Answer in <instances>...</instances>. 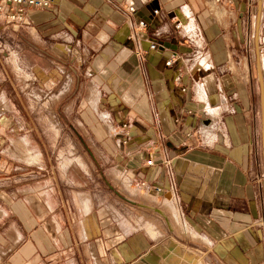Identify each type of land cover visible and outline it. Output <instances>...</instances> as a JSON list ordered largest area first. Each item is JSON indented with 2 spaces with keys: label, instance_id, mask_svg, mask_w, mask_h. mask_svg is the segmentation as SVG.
I'll list each match as a JSON object with an SVG mask.
<instances>
[{
  "label": "crops",
  "instance_id": "crops-1",
  "mask_svg": "<svg viewBox=\"0 0 264 264\" xmlns=\"http://www.w3.org/2000/svg\"><path fill=\"white\" fill-rule=\"evenodd\" d=\"M243 2L53 0L1 23L23 95L67 101L63 122L0 121V264H264ZM259 48L264 73V0Z\"/></svg>",
  "mask_w": 264,
  "mask_h": 264
},
{
  "label": "rangeland",
  "instance_id": "rangeland-1",
  "mask_svg": "<svg viewBox=\"0 0 264 264\" xmlns=\"http://www.w3.org/2000/svg\"><path fill=\"white\" fill-rule=\"evenodd\" d=\"M244 1L245 2L241 4V7H242L241 12H243V14L246 13L245 17H247L246 8L249 7L247 4L249 0H244ZM255 15H256V0H251L250 12H249L250 19H249L248 27H246L244 31L246 36L244 35L245 38L243 36L242 37L240 36V41H246V43H248V46L250 48L249 52L251 55V62L249 66V70H250L249 83H250L251 90L253 92V102H254V107L256 109V128H257V133L259 135L258 141L260 142L261 125H260L259 83H258L257 72L255 68L254 47H253V34H254L253 30H254V22H255V17H256ZM247 22L248 21L246 20L240 23L241 25L243 24L246 26ZM10 41H11L10 37H8L6 34L0 35V88L3 85V88L5 91L10 90L9 83H7V78L9 75V77L12 80H14V78L17 79L15 84L18 85V88L19 90H21V93L16 98H13V97L4 98V99L0 98V121L6 123L10 119V121L13 120L15 123H33V124H36L37 126L45 122L57 123L59 121L61 122L62 119H64L63 121H65L66 116L60 114V108L66 103L67 100L62 102V100L31 98V97H26L25 95H23L22 91H26L25 85H24V79L28 75H25V72L22 70V67L20 66L19 61H17L16 70L13 71L14 65L12 63H9L8 61L7 45ZM19 43H22V42H20V40L17 39L16 44L19 45ZM67 103H70V101H68ZM8 110H11V111L9 112ZM67 117L69 119L71 118L70 115ZM33 133L34 132H32V136H34ZM53 150H54V153H56L55 152L56 148H54ZM260 152H261L260 147H258V157L260 155ZM258 170H259V173L261 174L262 163H259ZM175 216H176V220L179 222L180 218H179V214L177 211H175ZM128 217H129V221H131V219H134L135 211L129 210ZM144 218H145V223L143 225V232L145 234H150V235L153 233L157 234L158 230H160V233L161 232L168 233V227L165 221L161 220L160 229L159 227L157 228V227L151 226L152 220H157L156 215L151 210H145ZM255 222L257 224L258 229L260 230L264 229V212H262V214L258 213V216L255 219ZM175 228L178 231L180 229V224H177Z\"/></svg>",
  "mask_w": 264,
  "mask_h": 264
},
{
  "label": "built area",
  "instance_id": "built-area-1",
  "mask_svg": "<svg viewBox=\"0 0 264 264\" xmlns=\"http://www.w3.org/2000/svg\"><path fill=\"white\" fill-rule=\"evenodd\" d=\"M217 2H224L231 4L233 0H216ZM53 4V0H0V26L1 23L12 24V27H18L19 23L22 22L25 18V15L30 9H42V8H50ZM136 7L134 5H128L126 7L127 12L133 13L136 11ZM139 28H143L146 26V22L144 20H139L137 23ZM180 24H176V27H179ZM155 48V43H150L149 49L153 50ZM171 60H167L165 64L170 65ZM210 112H207L209 114ZM210 123V119L207 115V118L204 119V125H208ZM123 126H126L123 123ZM147 165H152V159L146 160ZM142 186H145V182L140 183Z\"/></svg>",
  "mask_w": 264,
  "mask_h": 264
},
{
  "label": "water",
  "instance_id": "water-1",
  "mask_svg": "<svg viewBox=\"0 0 264 264\" xmlns=\"http://www.w3.org/2000/svg\"><path fill=\"white\" fill-rule=\"evenodd\" d=\"M263 8V0H258L256 27H255V64L259 83V97H260V112H261V140L264 157V74L262 71L261 53L259 48V25L261 19V12Z\"/></svg>",
  "mask_w": 264,
  "mask_h": 264
},
{
  "label": "bare ground",
  "instance_id": "bare-ground-1",
  "mask_svg": "<svg viewBox=\"0 0 264 264\" xmlns=\"http://www.w3.org/2000/svg\"><path fill=\"white\" fill-rule=\"evenodd\" d=\"M180 220V219H179ZM195 233V232H194Z\"/></svg>",
  "mask_w": 264,
  "mask_h": 264
}]
</instances>
